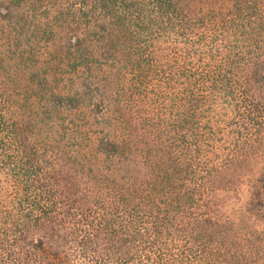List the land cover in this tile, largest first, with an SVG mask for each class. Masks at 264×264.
<instances>
[{
  "label": "trees",
  "instance_id": "16d2710c",
  "mask_svg": "<svg viewBox=\"0 0 264 264\" xmlns=\"http://www.w3.org/2000/svg\"><path fill=\"white\" fill-rule=\"evenodd\" d=\"M0 24V264H264V0H0ZM16 53L116 73L100 147L152 178L39 140Z\"/></svg>",
  "mask_w": 264,
  "mask_h": 264
},
{
  "label": "rangeland",
  "instance_id": "374dc122",
  "mask_svg": "<svg viewBox=\"0 0 264 264\" xmlns=\"http://www.w3.org/2000/svg\"><path fill=\"white\" fill-rule=\"evenodd\" d=\"M9 30L10 27L0 24V33H3L0 54L3 56V51L9 48L8 43H15L18 39L11 38ZM28 42L35 44L26 35L22 38L21 48H25ZM10 46L16 52L17 46ZM20 62L17 54L8 61V67L33 95L32 110L39 140L57 146L93 173L108 176L120 184L127 181L142 187L152 178V173L137 156H109L100 147L103 139L121 141L125 136L123 121L114 111L118 89L116 73L112 76L106 68L93 66L88 70L84 65L74 72L58 59L50 65L51 68L44 62L34 65L26 62L25 67ZM105 75L110 76L104 78ZM109 79H112L111 85H108Z\"/></svg>",
  "mask_w": 264,
  "mask_h": 264
}]
</instances>
